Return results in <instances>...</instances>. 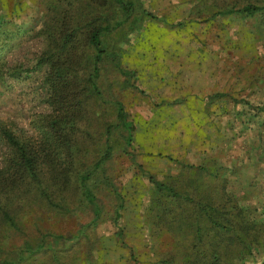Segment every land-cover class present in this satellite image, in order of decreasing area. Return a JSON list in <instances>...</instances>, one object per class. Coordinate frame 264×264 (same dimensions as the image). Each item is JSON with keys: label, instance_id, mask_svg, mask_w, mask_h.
Returning a JSON list of instances; mask_svg holds the SVG:
<instances>
[{"label": "rangeland", "instance_id": "rangeland-1", "mask_svg": "<svg viewBox=\"0 0 264 264\" xmlns=\"http://www.w3.org/2000/svg\"><path fill=\"white\" fill-rule=\"evenodd\" d=\"M126 1L133 22L114 0H0V41L16 44L0 52L8 68L35 64L43 29L61 25L46 21L64 9L81 32L89 23L111 29L102 37L101 95L83 99L65 199L51 204L30 188L14 195L12 222L0 221V262L24 254L20 264H264V14L224 15L227 0ZM79 47L90 64L93 50ZM45 72L5 75L0 125L36 135L33 121L49 111ZM116 102L134 126L130 145L114 127ZM109 124L112 154L88 179L100 208L93 222L79 177L100 158ZM6 154L0 137V168ZM226 199L240 210L235 222H247L232 241L197 206L209 202L222 218L233 205Z\"/></svg>", "mask_w": 264, "mask_h": 264}, {"label": "trees", "instance_id": "trees-1", "mask_svg": "<svg viewBox=\"0 0 264 264\" xmlns=\"http://www.w3.org/2000/svg\"><path fill=\"white\" fill-rule=\"evenodd\" d=\"M114 2L122 10L124 19H132L133 4L130 1L114 0ZM262 2V4H257V0H246L236 6L235 2L231 3L230 0H227L220 6V11L224 15L238 14L253 17L264 14V1ZM63 11L68 10L64 9L62 14L51 16L46 21L49 24L59 22L61 25L51 29L47 27V30L43 29L47 40L46 48L37 56L32 67L14 65L8 68L5 58L0 60L1 82L5 81L6 74L13 79H24L33 72L44 68L46 72L43 81L49 90V111L33 121V125L37 128L36 135H32V137L16 135L7 126L0 125V137L8 149L3 166L0 168V221L12 222L7 206L12 202L14 195H21L25 191L29 192V188L38 192L37 197L47 200L49 203L56 195L61 196L60 201L65 199L63 198L64 191L67 186H70L69 175L75 164L76 151L80 150L76 128L84 111L83 99L85 101L92 93L101 95L97 79L100 62L106 53L102 46V37L111 31L110 24L91 25L89 23L87 24L88 32H81V28L71 25L73 22L68 13H63ZM122 22L123 20H118L115 25L119 26ZM6 24L7 22L0 16V39L4 36L3 31H5ZM5 38L3 43L0 41V52L6 55L15 49L16 44L12 40L10 41L11 38H7V36ZM81 40L86 47L91 48L94 52L90 64L85 65L84 63L87 55L79 47ZM88 66H91L90 71L83 79V84L79 85L77 83L78 75ZM115 104L114 127H120L126 132L125 143L130 145L133 140V123L128 119L122 104L120 102ZM258 107L264 109L263 105ZM112 127L113 124L105 127L100 158L94 163L91 171L80 174L79 177L83 199L87 204L93 206V222H96L100 217V208L88 179L93 170L99 171L112 154V144L109 138ZM225 201H230V204L234 203L233 199ZM197 206L226 240L236 239V231L247 227V222L243 224L235 222L240 213L235 204L230 205L229 210L221 213L222 218H217L216 207L209 202H198ZM244 243L243 240L242 244ZM25 250L28 251L29 256L37 251V249L28 247ZM24 257L22 254L19 261L3 259L0 264H20Z\"/></svg>", "mask_w": 264, "mask_h": 264}]
</instances>
